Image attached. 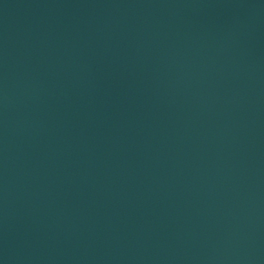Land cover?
Masks as SVG:
<instances>
[{
    "label": "water",
    "instance_id": "1",
    "mask_svg": "<svg viewBox=\"0 0 264 264\" xmlns=\"http://www.w3.org/2000/svg\"><path fill=\"white\" fill-rule=\"evenodd\" d=\"M0 264H264V0H0Z\"/></svg>",
    "mask_w": 264,
    "mask_h": 264
}]
</instances>
